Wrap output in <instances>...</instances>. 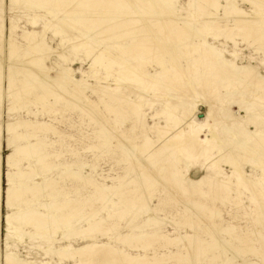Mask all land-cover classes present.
<instances>
[{
    "label": "rangeland",
    "instance_id": "obj_1",
    "mask_svg": "<svg viewBox=\"0 0 264 264\" xmlns=\"http://www.w3.org/2000/svg\"><path fill=\"white\" fill-rule=\"evenodd\" d=\"M93 1L94 0H81L79 3H76L73 8L78 7L80 11L82 7L92 5V7L101 10L100 7H96V0L95 2ZM119 1L122 4L117 6L118 12L116 10L112 12L111 19L109 18L110 25L107 27L103 26L104 34L107 36L119 30L125 32L129 29L123 27V21L118 20L117 16L121 14H132L133 6L130 5L131 2ZM132 1L140 2L141 0ZM175 1L177 7L181 10L179 14L188 17L190 20H194L197 23L198 29L207 35L208 42L219 51H222L226 60L234 61L240 66L251 65L258 67L260 72L264 75V52L259 50L264 47V37L262 35L253 33L251 29H247L248 31L246 29L239 31L238 25L233 19H225L219 23V25L221 24V28L227 29L228 27L226 26L230 25V29L234 31L231 35L232 37L230 36V38H227L224 35H229L230 32L227 30L224 32V35L216 32L206 21L205 17L194 10V7L191 5L193 3L192 0ZM232 1L248 13L254 12L253 14L255 15L262 14V16H264L263 11L260 12L244 0ZM13 3L14 0L13 2L12 0H6L5 6L2 7L0 2V33L1 30L4 31L3 40L0 37V78L2 84V89L0 90V99L2 98L0 101V130H2V138H0L1 254L14 253L20 259L38 264H75V261L71 258L64 259L56 255H47L46 252L50 248L53 250L62 249L66 251L71 247L73 250H80L85 247H92L96 244L97 247L92 248V251L94 250L93 252H97L95 260L92 261L95 264H131L127 254L130 255V257H139L143 264H264V195L260 185L261 179L264 177L263 170L251 166H244L246 180L254 184V188L248 191L246 189L244 190L242 187H236V178H228L226 180V178L231 177L234 172L232 166L223 163L222 170H220L221 173L217 175L215 171L210 170L211 168L209 165L203 167L205 164L203 159L198 160L195 158V160L186 155L184 151H176L171 147L168 148L159 144L158 139H161L162 136L158 131V127L165 126L166 119L164 117L159 119L155 117V115L165 110L166 100L168 98L159 99L153 104L154 102L152 103L150 101L154 96L153 91L147 90V93L142 91L139 92L136 87L129 85L124 77H122L123 73L119 67L114 66V68H112L111 65L107 63V66L102 65L101 67V65H97L93 68V61L91 59L89 60L84 54H79L78 56L72 55L70 49L66 48L68 45L66 46L63 39L72 40L74 35L79 36L77 32H79L81 28L72 27V34L70 33L67 35L66 32H61L59 21L50 16L47 12H35L28 7H20L13 10ZM221 4L227 5L224 0H221ZM199 5L207 9V3L204 0H201ZM63 10L67 11L66 8ZM83 12L87 14L84 8ZM223 13L224 10L219 12L222 17H224ZM63 14L65 15V12L57 13L59 20L65 18ZM153 14L155 15L154 11L145 12V15L140 14L133 18V20H129L130 26L133 27L138 25L140 21H138L137 18L142 19L144 15L146 18H149L146 24L150 26L153 25L154 33L161 34L165 37L164 41H167L166 43L169 42L170 44L177 45L181 39L177 32L180 27L182 28L184 26L183 23L179 21L166 28L164 23H162L164 21L156 18ZM35 15H39V18L35 19ZM2 16H4L5 20L2 19ZM49 20H55L51 27H47ZM111 27H113V29H109ZM32 31L37 33L38 41L43 48L40 52L42 55L46 56V60H48L47 62H49L51 67L48 69L44 66H37V69L42 70L44 68L43 70L45 72H49L51 69L55 71H59L60 68L65 70L72 69L74 71V77L78 81L84 80L90 84L91 87L89 88H85L84 85H81V89L82 91L84 90V95L93 102L94 108L104 117L106 126H102L99 122L93 121L90 115L75 102L57 95L56 92H54V87L49 88L42 84L39 85L38 82V84L36 83L31 67L23 63L27 57H30L32 63L41 61L40 56L37 57V55L30 53L28 50L29 44L23 34ZM57 32L61 33L57 34ZM243 32H245V36L247 35L246 37L243 35ZM253 38L256 42H254ZM127 41L130 42V39H127ZM105 42L106 41L103 42L104 44L102 46L101 40L99 39L101 49L105 50L104 47H106L107 52L116 56L113 49H107L116 43ZM13 43L14 45H12ZM99 43L98 40H94L92 44L100 46ZM196 44H199V42L197 41ZM12 47L17 52L14 63L11 62ZM20 47H22V49ZM49 48L62 53L68 58L69 62L62 61L58 55L50 54L48 51ZM201 49L204 50L203 47H201ZM179 52L174 55V60H171L170 55H165L166 61L169 62L165 67L166 73L168 72L170 75L174 74L175 71L173 67L179 70L188 69L190 57L187 54ZM157 57L158 55H155L151 59H144L146 62L140 57H135L134 63H138L136 64L137 68L135 70L140 71L141 65H143L147 67L145 68L147 74L154 75L164 71L156 65L155 61ZM205 71L203 66L197 65L194 67L193 71H183L182 76L187 79L189 76H200L204 74ZM197 72L201 74L199 75ZM10 81L14 82L12 87L9 85L11 84ZM119 83H122L120 88L126 97L137 100L138 93H141L142 97L145 96L142 99V112L145 114V122L143 120L139 121L133 114L132 107H129L131 104H129L127 99L118 101L115 100L114 97L110 98L108 95H105L104 92L106 87L114 89ZM72 89L73 88H71V90L60 89V92L72 96ZM229 90L233 91V88L229 87L228 91ZM216 91L224 95L227 89L225 90V88L219 87ZM216 91H214V94H217ZM241 91H243V89H240V91L237 90L238 94L235 100L251 99L249 95L241 94ZM223 101L228 105L225 99H223ZM233 110L238 111V108L234 107ZM204 113H206L205 108L200 111L198 115V121L201 123L205 122ZM44 122L46 126L49 125L48 127L51 126L52 129L54 128L57 133L53 130L52 132L49 131L50 133L47 131L45 132V130L39 131L38 128L35 131L33 125L42 126ZM245 124L251 132H256L260 129H262L260 131L264 132V128L260 126L257 127L248 121H245ZM9 125L16 126V128H18V133L27 134L29 136V141L37 145V148H40L45 154V162L48 163L50 167H57L58 165L59 167L51 170L52 172L50 170H46L47 172H39L42 168L40 169V166L36 165L33 157L28 158L21 155H16L14 160L12 159L9 161V157L13 155V149L8 146L9 136L7 128ZM26 125L27 128H29L28 130L24 127ZM102 128L106 129V134L102 131ZM36 133L40 135L38 139L40 141L36 140ZM146 138L149 139V144H153L151 146L155 147L150 148L149 154L147 153V158L154 162V168L152 167V170L157 173L163 181L165 180V183L174 181V179L171 178V174L174 171H179V173L181 172L180 178L184 180V185L182 189L171 190L167 186H164L165 184L162 182L154 184L151 188V195L153 196V200L151 198V207L157 210L156 218H158L159 221L155 220L156 222L153 221L147 224L143 230H138L136 227L147 222V220L152 217V213H150L151 215H142L138 212L139 202L134 207L133 205L129 206V204L130 201L136 199V197L138 199V194H142L144 187L138 183L137 179L142 173L146 172L145 174H148L150 169L142 162L143 160L141 161L128 153L125 150V146H142ZM216 138L219 140L217 136ZM38 142L41 143V146ZM26 143V141L21 142V145L25 146ZM154 143L157 144L154 145ZM151 153L153 155H151ZM68 164H70V169H67L69 166ZM82 164L86 165L83 169H80ZM92 165H94L96 169L93 170L91 167ZM29 167H32L31 169L33 170L29 169ZM135 168L138 169L137 172H133ZM22 169H25V171ZM21 170L24 173L30 174L32 177V180L28 182L31 187L34 186V182L41 184L47 181L46 185H48L53 180L55 182L53 188L56 190H52L48 187L47 191L51 189L48 193L52 191L55 195L54 198L40 197L35 200L33 199L35 198L33 194L26 192L21 194L23 195L21 198L27 201L25 204L20 205L17 198H15L16 200L8 201V189L13 185L18 186L19 184H25L27 182L26 180L25 182V178L22 177H17L16 179L11 178L12 174H17ZM72 171L90 176L107 187H117L118 189H116V196H114L113 201H106L105 203L104 198L96 193L93 187L82 185L77 179L70 177ZM206 177L217 178L219 181H226L230 184V191H227L223 186L217 189L211 188L210 185L208 186V184L211 183L208 180L205 181V185L203 183L200 184V181ZM105 179L106 181H104ZM188 179L193 181L194 184L190 185L189 182H187ZM173 184L175 185L176 181H174ZM198 189H203L205 194L201 196ZM189 190L192 191L193 194H190ZM37 192H40V190ZM255 197L257 200L254 199ZM37 200L43 204L52 202L54 207L61 208L59 211L61 215L68 214V212L70 213L71 209L66 206L69 202L71 204L70 207L74 208L72 211L81 208L77 213L75 212V214H78L75 221L79 223V228H87L88 226L86 221L80 222V218L82 216L88 217L94 210H97L96 213H98V215L93 217V220H104L100 224V228L106 232V235L98 233L97 237H95V233L94 235H90L91 232H89V236L87 237L83 235L71 240L60 241V239L63 238V232L66 230V228L63 227L58 230L55 243L51 246L48 244L42 245V239L36 234L35 227L24 224L21 226V223L14 219L17 215L19 216L18 213L27 211L29 208L39 209L41 212L48 213V210H43L38 207L37 204L39 202ZM189 205H193L194 208L192 209ZM83 210L85 211L83 212ZM214 211H217L219 216H215ZM119 212H122L121 216H119ZM197 212L202 215V218L197 216ZM51 213H55V210H51ZM208 222H212L221 227V234H218V238L224 240L226 243L224 247H220L213 241L212 235L206 229L209 225ZM111 227L112 230H110ZM113 229H115L114 232ZM21 232H30L33 237L28 238L29 236H23ZM141 233H145L147 238L140 240L128 239L126 244L125 242L115 241V235L125 236L127 234L138 235ZM196 235L201 243L208 245L200 253L198 260L194 263H190L191 261H188L189 253L187 248H185L186 243L184 240L180 239L184 236L193 237ZM102 244L106 246L100 248L98 245L102 246ZM227 248L230 251H227ZM233 252H235L236 255L233 256ZM88 256L89 255L86 254L81 258L86 260L89 258Z\"/></svg>",
    "mask_w": 264,
    "mask_h": 264
},
{
    "label": "bare ground",
    "instance_id": "obj_2",
    "mask_svg": "<svg viewBox=\"0 0 264 264\" xmlns=\"http://www.w3.org/2000/svg\"><path fill=\"white\" fill-rule=\"evenodd\" d=\"M79 1L81 0H14L12 6H13V10L20 7H28L30 10L35 12H47L50 16L54 17L57 21H59L60 29L62 30L61 32H66L67 35L70 33L72 34L71 31L73 30L71 29L72 27L81 28L79 29L80 31L77 32L79 36L74 35L72 40L66 38L63 39V42H65L66 46L68 45L66 48L70 49V53L72 55L78 56L79 54H84L89 60L91 59L93 61L92 63L93 68H95L97 65H101L102 67V65L107 66L108 64L111 65L112 68H114V66L119 67L121 72L123 73L122 77H124V79L128 82L129 85L136 87L139 92L142 91L144 93H147L146 92L147 90L153 91L154 96L150 99L152 103L154 102L153 104H155V102L158 101L159 99L168 98L166 100L165 110L163 112L156 113L155 115V117L159 119L163 117L166 119V125L158 127V131L159 133H161L162 136L161 139H158L159 144L164 145L165 147L168 148L171 147L176 151H181V152L184 151L185 154L191 158L194 159L197 158L198 160L203 159L205 163L203 167L209 165L211 168L210 170L215 171L217 175L221 173L220 170H222V164L226 163L234 168V172L232 176L227 177L226 180L228 178L229 179L236 178L237 188L242 187L244 188V190L246 189L248 191L254 188V184L249 183V181H247L245 178L246 172L244 166H251L261 169L263 170L264 173V132L260 131L262 129L256 132H251L250 130H248L245 121H248L249 123H252L257 127L260 126L261 128H264V75L260 72L259 68L251 65L240 66L234 61L226 60L223 52L219 51L215 46L211 45L208 42L207 35L198 29L197 23L194 20L192 19L190 20L188 17H184L179 14L181 10L177 7L175 0H141L140 2L132 1V0L131 1L121 0L122 2L124 1H126L127 3L131 2L130 5L133 6L132 14L120 13L121 15L117 16L116 13L117 19L123 21L124 23L123 27L129 29H127L125 32L119 30L120 32L118 31L110 36L105 35L103 29L104 27L110 25L109 20L111 19L112 12H114L115 10L117 11V6H119L122 3H120L119 0H98V1L96 0V7L98 8L100 7L102 11L96 9L95 7H92V5L91 6L86 5L82 7V10L79 11L78 7L73 8V6L76 3H79ZM192 1L193 3L191 5L192 7H194V10L196 12H199V14L203 15L206 21L216 30V32H219L220 34L223 35L224 32L227 30L230 32L229 35L225 34L224 35L225 37L230 38V36L234 32L233 29H230L231 27L230 25L226 26L228 27L227 29L221 28L220 26L221 24L219 25V23L224 21L225 19H233L234 22L237 23L239 31L244 29L246 30L251 29L253 33L262 35L264 37V16H262V14L260 13L261 11L264 12V0H244L253 7H255L256 9H258L261 15L259 14L255 15L253 14L254 12L252 13L246 12L232 0H224L227 4L226 6L221 4V0H204L207 3V9L206 8L204 9L203 8L204 6L201 7L202 3L201 6L199 5L201 0L200 1L192 0ZM0 2H1V6L4 7L6 4V0H0ZM93 2H95V0ZM65 8L67 9V11L63 10ZM83 8L87 12V14H84ZM221 10H224L223 13L224 17H222L219 14ZM151 11H154L155 15L154 14L153 15L156 18H159L160 20L164 21L161 22L164 23L166 28L167 26L169 27L170 25H173L174 23H177L179 21L183 23L184 26L182 28L180 27L177 32L179 33V38H181L177 45H173L172 43L170 44L169 42L166 43L167 41L166 42L164 41L165 37H163L161 34L154 33L153 25L150 26L149 24H146V21L149 18H146L144 16L145 12H151ZM58 12L60 13L65 12V15L63 14L65 18L59 20L57 16ZM140 14L141 15L144 14L142 19L137 18V20L140 21V23L138 25L131 27L129 20L131 19L133 20V18L139 16ZM38 18L39 15H35V19ZM2 19L5 20L4 16H2ZM54 22L55 20H49V24L47 25V27H51ZM109 29H113V27ZM3 32L4 31L1 30L0 33V37L2 40L4 38ZM61 32H57V34H60ZM244 33L245 32H243V35ZM23 34L29 44L28 50L30 51V53L32 54L34 53V55H37V57L40 56L41 58V61L36 63L35 62L32 63L30 57H27L25 62L22 61L23 63H25L26 66L31 67V70L34 73V79L36 80V83L38 82L39 85L42 84L49 88L54 87L55 89L54 92H56L57 95L63 96L66 99L75 102L78 106L83 108V110H85L90 115L93 121H96L97 123L99 122L102 126H106V120L104 119V117L100 114V112H98L94 108L93 102H91L88 99V97L84 95L85 92H83L84 90L82 91L81 89V85H84L85 88H89L91 87L90 84H88L84 80L78 81L74 77V71L72 69L65 70L60 68L59 71H55L51 69L49 72H45L43 70L44 68L42 70H38L37 66L38 67L44 66L45 68L49 69L51 68L50 64L49 62H47L48 60H46V56L42 55V53L40 52L43 48L41 46V43L38 41L37 33L32 31ZM99 39L101 40L102 46L104 44L103 43L104 41H106L105 43L108 42L116 43L113 46L107 48L110 50L113 49L115 51L116 56H114L110 52H107L106 47H104L105 50H102L101 44L99 43ZM127 39H130L131 43L128 42ZM94 40H98L100 46L93 45L92 43ZM197 41L199 42V44H196ZM254 42H256V40H254ZM12 45H14V43ZM201 47H203L204 50H202ZM20 48L22 49V47ZM259 50H262L264 52V47H262V49ZM48 51L50 54L58 55V57L62 61L69 62L68 58L64 56L62 53H59L57 50H53L52 48H49ZM178 52L187 54L190 57V61L187 67L188 69L179 70L173 67L175 73L170 75L168 74V72L166 73L165 67L166 64L169 62L166 61L165 55H170L171 60H174V55ZM16 53H17L16 50H14L12 47L11 62L13 63H14V59L16 58ZM155 55H158L157 60L155 61L156 65H158V67L162 68L164 71L158 73L156 72L157 74L154 75L147 74L145 70V68L147 67L143 65H141L140 71L135 70L137 68L136 64H138V63L136 64L134 63L135 57L136 58L140 57L144 60L148 58L151 59ZM197 65L203 66V69L205 68L206 71L204 72V74L197 72L199 75L200 74L201 75L200 76L196 75L195 77L189 76L187 79L183 78L182 76L183 71L184 72L193 71L194 67ZM13 83L14 82H11V84H9L10 87H12ZM121 84L120 83L117 84V87L114 89L106 87L104 92L105 95H108L110 98L114 97L115 100L118 101L127 99L129 101V104H131V106L129 107H132L133 114L139 119V121L143 120L145 122V114H143L142 112L143 110L142 99L145 96L142 97V94L138 93L137 94L138 99L132 100L129 97H126L125 94L122 92L120 88ZM1 85L2 84L0 78V90L2 89ZM219 87L220 88L222 87L223 89L225 88V90L227 89L226 94L223 95L221 93H217L216 90ZM229 87L233 88V91L230 90L228 91ZM71 88H73L72 96L60 92V89L71 90ZM240 89H243V91H241V94L243 95L247 94L251 97V99L235 100L238 94L237 90L240 91ZM214 91H216L217 94H214ZM223 99L227 101L228 105L224 103ZM234 107L238 108V111H234L233 110ZM204 108L206 109V113H204L205 122L201 123L198 121V115L200 111H202ZM48 126H46L44 122V125L42 124V126L34 124L33 128L35 129V131L38 128L39 131L45 130V132L46 131L52 132L53 130L55 132L54 128L52 129L51 126L50 127ZM24 127L26 128V130L29 129L27 128V125ZM17 129L18 128H16V126L13 125H9L7 128V133L9 136L8 146L13 149V155L9 157V161H11L12 159L14 160V157H16V155H21L28 158L33 157L36 165L40 166V169L42 168L41 170H39V172H44L46 170L51 171L59 167V165L57 167L56 166L50 167V165L45 162V158H44L45 154L41 151V149L37 148V145H34L29 141V136L27 134H22V133L20 134L17 132ZM102 129H103L102 131L105 132L106 134V129L105 128ZM1 132L2 130H0V138H2ZM216 136L219 138V140L216 138ZM35 137L37 141H40L38 140L40 135L36 133ZM24 141H26L27 143L25 146H22L21 142ZM38 143L41 146V143L40 142ZM143 143L144 144L142 146L139 145L125 146V150L128 153H130L133 157L140 159L141 161L143 160L142 162H144L146 167L150 169L148 174H145L146 172L142 173L140 177L137 179L138 183L141 184L144 187V189L142 194H138L139 195L138 199L137 197L134 200L131 199L132 201H130L129 204V206L133 205L134 207L139 202L140 204L138 206V212L140 214L143 215V214L152 213V217H150L147 220V222H144L143 224L136 227L138 230H143L147 224L152 223L155 220L159 221V219L156 218L157 210L151 207L152 204L151 198L153 197L151 195L152 194L151 188L154 186V184H157L158 182H162L165 184L164 186H167L171 190L182 189L184 185V180L180 178L181 172L179 173V171L178 172L174 171L171 174V178H173L174 181H176V184L174 185L173 184L174 181H170V183L167 182L165 183V180L163 181V179H161L159 175L152 170L154 162L151 161L149 158H147L148 157L147 153L150 151V148H155V147L151 146L153 144L151 145L149 144L148 138H146V140ZM155 144L157 143H154V145ZM152 153L151 155L155 154ZM68 165L69 166L67 167V169H70V164ZM85 165L86 164H82L80 166V169H83ZM91 167L93 168V170L96 169L94 165H92ZM31 168L29 167V169ZM22 170L25 171V169ZM22 170L17 174H12L11 178L16 179L17 177L19 178L22 177L25 178L24 181L26 180L27 182L25 181L26 182L25 184H19L18 186L17 185L11 186L7 192L8 201L16 200L15 198H17L18 203L20 205L25 204V202L27 201H24V199L21 198L23 197V195L21 194L26 192H30L31 194H33V196L35 197L33 199L35 200L37 198L39 199L40 197L54 198L55 195L52 191L48 193L51 189L52 190L55 189L53 188V184L55 183L53 180L48 185H46L47 181L41 184L34 182V186L31 187V185H29L28 182L29 180H32V177L30 176V174L24 173ZM137 171L138 169L136 168L133 169V172H137ZM70 177L77 179L79 183H82V185H87V186L89 185L93 187L95 192L104 198L105 203L106 201L107 202L113 201L114 196H116V189H118L117 187L114 188L107 187L106 185L101 184L96 179H93L90 176H85L79 173H75L73 171L70 173ZM207 180L211 182L210 184H208V186L210 185L211 188L217 189L223 186L227 189V191H230V184L227 183L226 181H219L217 178L206 177L202 181H200V184L201 183L204 184L205 181ZM104 181H106V179ZM187 182H189L190 185L194 184L193 181L189 179L187 180ZM260 185H261L262 193L264 195V177L261 179ZM48 187L51 188L49 191H47ZM39 190L40 192H37ZM198 192L201 196L202 194H205L203 189H198ZM190 194H193V192L190 191ZM254 199L257 200L256 197ZM37 205L39 208H42L43 210L44 209L48 210L49 212L44 213L39 211V209L29 208L27 211L18 213L19 216L17 215V217H14V219L19 221L21 223V226L24 224L27 226L30 225L32 227H35L36 234L42 239V245L48 244L49 246H51L53 243H55V237L57 235V232L59 229L63 227L66 228V230L63 232V238L60 239V241L71 240L75 237H80L83 235H86L87 237L89 236L88 235L89 232H91L90 235L92 234L94 235L95 233L96 234L95 237H97L98 233L102 235H106V232L100 228V224L104 220L101 218L100 221L93 220V217L98 215V213H96L97 210L96 211L94 210L88 217L82 216L83 218L82 217L80 218V222L86 221L88 226L87 228H79L78 227L79 223H76L75 221V219L78 217V214H75V212L77 213V211L80 210L81 208L76 211H72V209L74 208L70 207L71 204L69 202L67 203L66 206L67 208L71 209L70 213L68 212V214L61 215L59 213L61 208L54 207V204L52 202L44 203V204L39 202ZM189 206L192 207V209L194 208L193 205H189ZM51 210L53 211L55 210V213H51ZM84 211L85 210H83V212ZM121 213L122 212H119V216H121ZM196 214L199 218H202V215L199 212H197ZM214 214L215 216H219V213L217 211H214ZM206 229L212 235V238L214 239L213 241L216 244H218L220 247L222 246L224 247L226 245L223 239L218 238V234L221 231V227L219 225H215L212 222H210L208 228ZM110 230H112V227ZM114 230L115 229H113V232ZM145 233H141L138 235L127 234L125 236L115 235V241L125 242L126 244V241H128V239L140 240L143 238H147L148 234L146 233L147 234L146 235ZM21 234L23 236H29L28 238L33 237V235L30 234V232L28 233L21 232ZM180 240H184L186 243L185 248H187L188 250L189 253L188 261H191L190 263H194L195 261H197L200 256V253L208 245L201 243V241L197 239V235L193 237L184 236ZM98 246L100 248H103L106 245L102 244V246L101 245ZM94 247H97L96 244L92 247H85L80 250H73L71 247L70 248L67 247L69 249L66 251L62 249L53 250L52 248H50L49 250H47L46 253L47 255H56L64 259L71 258L72 260L75 261V264H92L93 263L92 261L95 260L97 255V252H93L94 250L92 251V248ZM227 251L230 250L228 249ZM86 254L89 255L88 256L89 258L83 260L81 257L85 256ZM234 255H236L235 252H233V256ZM127 256L131 264H136V263L143 264L140 261L139 257L137 256L130 257V255L128 254ZM0 264H38V263L20 259L14 253L1 254L0 252Z\"/></svg>",
    "mask_w": 264,
    "mask_h": 264
}]
</instances>
